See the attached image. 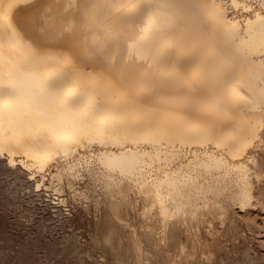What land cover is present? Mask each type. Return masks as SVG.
Listing matches in <instances>:
<instances>
[{"label":"bare ground","instance_id":"6f19581e","mask_svg":"<svg viewBox=\"0 0 264 264\" xmlns=\"http://www.w3.org/2000/svg\"><path fill=\"white\" fill-rule=\"evenodd\" d=\"M3 153L92 211L94 264L240 250L264 228V0H0Z\"/></svg>","mask_w":264,"mask_h":264},{"label":"rangeland","instance_id":"374dc122","mask_svg":"<svg viewBox=\"0 0 264 264\" xmlns=\"http://www.w3.org/2000/svg\"><path fill=\"white\" fill-rule=\"evenodd\" d=\"M65 209L58 212L45 202L41 214L36 216L38 209L35 201L24 208L17 206L14 211L6 202V206L0 209V264H94L97 260L101 261V250L95 251L90 245L92 211L75 209L71 214L75 221H70ZM48 222L54 227H48ZM263 236L264 228L241 226L240 234L234 241L239 244L240 250L220 256L215 264H264V246L260 243ZM52 242H59L62 248L78 245L82 259H70L66 253L54 252L52 255Z\"/></svg>","mask_w":264,"mask_h":264},{"label":"snow or ice","instance_id":"6c2138e0","mask_svg":"<svg viewBox=\"0 0 264 264\" xmlns=\"http://www.w3.org/2000/svg\"><path fill=\"white\" fill-rule=\"evenodd\" d=\"M63 198L67 200L66 195ZM33 201L38 209L35 215L39 216L45 202L53 207L60 203V194L49 190L46 174H33L31 169L21 166L18 160L9 159L6 153L0 154V209L6 206V202L14 211L17 206L24 208ZM67 215L70 217L71 213ZM47 226L54 227L51 222Z\"/></svg>","mask_w":264,"mask_h":264}]
</instances>
